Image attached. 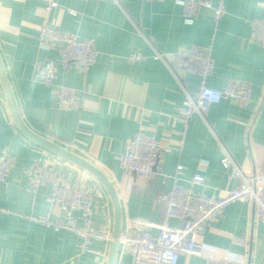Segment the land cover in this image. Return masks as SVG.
<instances>
[{"label": "crops", "instance_id": "1", "mask_svg": "<svg viewBox=\"0 0 264 264\" xmlns=\"http://www.w3.org/2000/svg\"><path fill=\"white\" fill-rule=\"evenodd\" d=\"M220 1L227 12L219 20L211 8L202 7L187 22L178 0H58L51 12L44 0H0V59L24 123L107 176L121 208V234L129 231L133 219L161 224L164 194L177 178L189 186L202 162L208 163L205 184L194 190L226 196L238 180L221 164L224 148L246 173L264 174V44L251 37L254 20L264 15V0H213ZM44 25L94 39L100 51L97 63L86 71L60 69L56 86H45L39 68L59 54L40 46ZM197 48H207L215 60L214 73L207 78L211 87L247 81L254 95L248 108L224 100L212 104L205 117L193 115L183 137L179 108L185 92L156 53L172 57ZM133 52L145 59L132 62ZM184 80L190 91L198 90V74L186 73ZM59 85L77 92L76 102L67 108L57 104ZM139 132L160 142V163L148 182L124 175L120 167L126 141ZM4 149L14 166L0 186V264H108L112 241L95 240L93 252L82 253L73 232H56L31 218L63 214L59 205L50 204L48 186L36 195L30 189L26 170L38 160L71 181L81 179L91 186L97 230L114 233L116 213L97 176L19 128L0 76V154ZM181 164L187 168L178 173ZM171 224L183 222L174 219ZM200 239L210 250L229 254L231 264H264V221L253 202L230 204ZM115 264H135L121 243ZM179 264L206 261L183 255Z\"/></svg>", "mask_w": 264, "mask_h": 264}, {"label": "built area", "instance_id": "2", "mask_svg": "<svg viewBox=\"0 0 264 264\" xmlns=\"http://www.w3.org/2000/svg\"><path fill=\"white\" fill-rule=\"evenodd\" d=\"M47 10L53 11L58 0H44ZM187 22H192L202 7L213 10L214 20H219L227 12L223 1L213 0H178ZM69 13L76 15L75 10ZM252 40L264 44V15L254 20ZM39 44L47 50H57L56 59L46 61L39 69L42 82L47 87L56 86L58 73L63 70L86 71L98 61L99 48L92 38H83L78 33L61 31L51 25L41 27ZM156 57L163 60L175 79L183 87L185 97L179 110L183 117L185 137L190 128L193 115L205 117L210 106L224 100H232L243 108H248L253 100L254 88L247 81H229L222 88L211 87L207 78L214 73L216 64L207 48H197L175 53L172 57L157 52ZM145 57L133 52L132 62L143 61ZM192 73L200 76L197 91H190L184 80V74ZM77 92L68 85L57 87V104L67 108L76 102ZM183 142V139L181 140ZM221 159L222 166L229 170V176L238 180V184L230 189L226 196L216 198L205 191H195V185H204V171L208 166L202 162L194 174L189 186L180 184L178 178L172 188L163 196L165 213L163 222L155 224L144 219H133L129 231L119 236L121 243L132 255L135 264H179L183 255H195L205 259L206 264H231L233 258L229 254H221L206 247L201 237L207 225L218 213L237 201L253 202L256 212L264 221V174H248L233 155L224 148ZM160 163V142L155 135L139 132L128 139L120 158V167L124 175L136 177L143 182L150 181ZM14 166L11 153L4 149L0 154V186L8 180ZM187 166L179 165L178 173ZM27 173L30 178V189L36 195L40 188L48 186V200L52 205H59L63 214L53 217L47 213L43 217H31L47 228L56 232L65 230L73 232L79 238L82 253L93 252L95 240L113 241V233L99 231L94 223V194L91 186L84 180L71 181L64 177L45 161H36ZM0 210L3 208L0 206ZM80 214V218L78 215ZM81 219V220H79ZM183 222L182 226H173L172 220ZM156 228V233L151 229Z\"/></svg>", "mask_w": 264, "mask_h": 264}, {"label": "water", "instance_id": "3", "mask_svg": "<svg viewBox=\"0 0 264 264\" xmlns=\"http://www.w3.org/2000/svg\"><path fill=\"white\" fill-rule=\"evenodd\" d=\"M0 76H1V80L3 82L15 121L17 123V125L19 126V128L32 140L38 142L39 144L45 146L46 148L60 154L61 156L67 158L68 160H71L73 162H75L76 164L86 168L87 170H89L90 172H92L95 176H97L102 182L103 184L106 186V188L108 189L112 200L114 202V206H115V213H116V222H115V229H114V233H113V241H112V245H111V251H110V258H109V262L108 264H115V259H116V255H117V249L119 246V236L121 235V208H120V204H119V200L117 197V193L112 185V183L110 182V180L107 178V176L101 172V170H99L96 166H94L93 164H91L90 162H88L87 160L73 154L72 152L68 151L67 149H64L63 147H61L60 145L46 139L43 138L37 134H35L32 130L29 129V127L24 123L20 112L18 110L15 98L13 96V93L11 91L5 70L3 68V64L1 62L0 59Z\"/></svg>", "mask_w": 264, "mask_h": 264}]
</instances>
